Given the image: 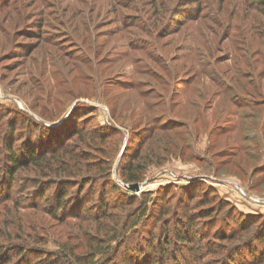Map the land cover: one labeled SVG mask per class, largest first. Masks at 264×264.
I'll list each match as a JSON object with an SVG mask.
<instances>
[{"label":"rangeland","instance_id":"obj_1","mask_svg":"<svg viewBox=\"0 0 264 264\" xmlns=\"http://www.w3.org/2000/svg\"><path fill=\"white\" fill-rule=\"evenodd\" d=\"M65 146L83 148V163L98 165L77 166L79 175L61 180L69 203L60 221L49 213L56 204L32 195L54 197L59 185L46 182L56 174L15 171L7 154L47 152L50 160ZM132 160L139 181L124 182L122 167ZM133 184L138 190L126 187ZM205 194L222 204L211 219L198 217L212 206L202 203ZM128 197L137 200L133 207ZM145 204V216L124 234L129 214ZM236 214L239 226L251 224L243 240L257 249L264 238V14L251 0H0V263L25 241L40 250L42 264H79L84 240L99 233L86 231L111 236L119 218L108 253L85 264H123L124 250L154 253L164 230L191 216L201 260L176 247L175 264H212L223 256L210 246L238 244L221 241ZM150 237L159 240L151 245ZM26 254L9 264H30L34 256Z\"/></svg>","mask_w":264,"mask_h":264},{"label":"trees","instance_id":"obj_2","mask_svg":"<svg viewBox=\"0 0 264 264\" xmlns=\"http://www.w3.org/2000/svg\"><path fill=\"white\" fill-rule=\"evenodd\" d=\"M251 1L255 9L260 10V11L262 10V13L264 14V0H251ZM86 146L91 147L89 144H86ZM83 151L84 150L81 147L68 149L67 146H65V149L61 148L59 149V151L50 152V154L54 153L51 157L53 158L52 160L53 163L51 162V158L50 160L46 158L47 152L43 153V155H38L36 152L30 151L28 153L29 156H24L25 154H21L20 156L17 152L15 153L12 150V148H8L9 153L7 155H8L9 165H12L15 171L22 167H31V168H34L38 173H41L43 170L46 171L47 173L46 176L48 177H51L52 174H56L54 176H56L57 178L55 179L49 178L51 180L46 182L50 185L51 188H54L56 185H59L60 189H58L54 197L50 198L49 196H45V192L42 190L40 192L38 191L34 192L32 195L35 196V198L46 201L47 204H49L50 206L56 204L57 207L54 208L53 210H50L49 213L54 219L61 221V218L59 217L58 213L62 211L63 209H65L66 205L69 203L68 202V198H69L68 187L67 189L63 187V184L66 185V183L61 182V180H70V178L74 177L76 174L79 175L81 170H74L77 168V166L78 167L85 166L86 170L89 171L90 169H93L95 165H98V162H90V163L87 162L88 164L85 165L83 163V161L85 160L82 156L84 154ZM58 152L62 154L58 155L57 154ZM48 161H50L51 164L50 163L47 164ZM133 163L134 162L132 160L131 162H127L126 164H124V166L122 167V169H124L123 176H122L124 182L136 183L139 181V171H138L139 167L135 166V164ZM29 165H32V166H29ZM79 178L84 179L83 176ZM33 182L36 183L35 187H39L45 184L44 182H42V180H38V181L34 180ZM82 184L84 186L85 184L84 181L82 182ZM115 187L116 186L113 184V188ZM128 198H129L128 199L129 205L133 207L136 204L137 200L132 197H128ZM91 199H93V197ZM211 200L212 199L209 198L207 194L203 196V199H201L202 203H204V205H212V206H208L207 209L202 210L201 214L198 216L199 218L211 219L212 216L218 212L219 208L217 207L218 205H222V204H220L219 202L212 204ZM145 203H147V199ZM106 205L108 204H105V206ZM88 208L89 207H87L84 211L87 213L93 214L91 213L92 211H90V209ZM147 211H148V207H147V204H145L144 206H139V208L137 209L138 214L136 213L129 214V216L127 217L128 219L125 220V224L121 228V230L124 231V234H127L128 232H130L132 229L131 227L133 225H137L139 223V220H141L145 216ZM176 219L177 221L174 224V226L170 228L171 230L169 231L164 230V233L168 232V236L165 238L162 244L160 243L161 245L159 246V250L157 251L154 250V253L156 255L150 251L148 254L144 253V250L146 249L142 247L130 249L133 252L124 250L121 254L122 263L123 264H158L159 261H162L164 263H166L167 261H172L175 264L177 262H175L174 257L176 256L178 252V249L176 247L183 248V250H186V252L182 253V255L187 256V255L195 254L193 259L201 260L198 253H196V251L199 248L196 247V244L193 245L195 240H192V238L195 236L194 234L196 233L195 232L196 229H198L196 226H198L199 222L195 221L194 218H192L191 216H187L188 220L185 223L179 218H176ZM238 219L239 218L237 214L234 217L230 218L227 221L228 229L226 230L225 233L221 234V236L223 237L222 239H224L221 241H226L230 243L234 242L238 244L230 248H228V245L226 246L222 245L217 250H214L212 248L213 246H210L209 249L212 251L211 253L219 254L217 255V257L223 256L222 259H218V258L212 259L210 261L212 264H264V243H263L264 238L260 237L258 239L259 250L258 248L257 249L252 248L249 244V241L246 242L243 240L244 238L243 232L246 231V229H248V227L251 224L248 223L244 228H242L241 226H239ZM112 224L114 225L115 228L111 236H109L110 232L108 231L104 232V230L99 227H94L86 231V233H89V232H93L96 230L99 233H97L96 235L91 234L92 240H89V239L84 240L83 242L84 252L81 253L79 256L75 257L76 261H78L79 264L94 263L95 259L103 257L105 256L103 254L108 253V251L106 252V249L109 248V245H111L110 243L112 241L117 240L115 238L109 239V237H112L114 235L116 227L117 228L120 227L119 218L117 220H112ZM237 228H240L241 230L237 231ZM171 236H174V239H172ZM152 238L153 237H150L149 239H152ZM112 239H115V240H112ZM158 240L159 239H156V238L152 239L151 245L155 242H158ZM235 241H238V242H235ZM212 242L213 241L208 239L206 240L205 244L206 245L211 244ZM173 246H175V250L174 248H172ZM69 248L71 252H73V254L75 253V250L78 249V247L77 248L69 247ZM119 249L120 247L116 250V253L119 251ZM247 249H248V252L246 254V257H244L243 252L244 250H247ZM0 252L5 254L4 253L5 249L1 247V244H0ZM6 253L9 256L6 257L5 260L2 261L0 264L12 263L11 261H13L14 258L20 257L21 255L26 254V253H32L30 255L34 256L30 264H42L43 262L42 259L37 260L36 258L37 255L40 253V250L35 249V248H29L28 245L25 244V241H23L22 246H20V244L13 245L12 248L7 250ZM25 256H28V254H26ZM53 261L54 260H51L48 263H52Z\"/></svg>","mask_w":264,"mask_h":264},{"label":"water","instance_id":"obj_3","mask_svg":"<svg viewBox=\"0 0 264 264\" xmlns=\"http://www.w3.org/2000/svg\"><path fill=\"white\" fill-rule=\"evenodd\" d=\"M126 187L128 189H131V190H138V184H133V185H126Z\"/></svg>","mask_w":264,"mask_h":264}]
</instances>
